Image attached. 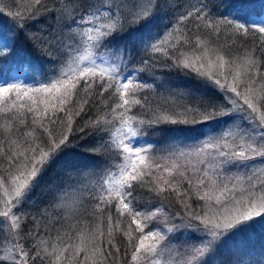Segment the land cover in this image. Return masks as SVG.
<instances>
[{
  "label": "snow or ice",
  "instance_id": "obj_1",
  "mask_svg": "<svg viewBox=\"0 0 264 264\" xmlns=\"http://www.w3.org/2000/svg\"><path fill=\"white\" fill-rule=\"evenodd\" d=\"M0 18L10 21L0 28V264H164L180 229L198 241L182 264H214L221 248L246 251L264 237V0H29L23 10L11 0ZM21 37L52 66L36 84L4 78L8 61L43 70L17 51ZM141 52L145 67L123 71ZM157 60L195 74L219 100L178 105L171 97L185 94L170 93L167 107H151L140 93L165 85L141 73ZM158 132L171 133L167 156L147 139ZM76 135L94 137L91 163L66 162L52 199L34 201ZM191 157L203 167L189 174ZM74 175L94 178L83 207L91 224L73 214L83 206ZM165 202L183 214L161 230ZM52 208L64 214L49 220Z\"/></svg>",
  "mask_w": 264,
  "mask_h": 264
},
{
  "label": "trees",
  "instance_id": "obj_2",
  "mask_svg": "<svg viewBox=\"0 0 264 264\" xmlns=\"http://www.w3.org/2000/svg\"><path fill=\"white\" fill-rule=\"evenodd\" d=\"M61 0H48V6L50 8H58L59 3ZM64 2H67V0H64ZM200 0H176V3L184 4L185 6L189 4H197ZM204 2H208V0H204ZM222 1L215 0V3L221 4ZM225 2H230V0H225ZM17 3L20 5V10H23V6L27 3H29V0H17ZM11 0H3L2 3H0V7H4L5 5H10ZM226 9L222 5L219 8V12H224ZM219 12L216 13V15H219ZM51 23V21H49ZM164 24L169 23V20L166 18L163 21ZM10 21H5L3 18H0V27L5 31L8 32L9 30ZM43 25H37V27H42ZM113 41L117 42L119 46L120 41L118 38H113L112 40V46ZM240 43H243L241 41ZM17 51L25 56L27 59H30L38 69L41 67L43 70L39 71V76L42 78H45L47 75H51L52 73L48 71L52 66L49 64L47 60H44L42 57H39L36 55L33 50L31 49L30 45H28L27 41L21 37L17 42ZM148 59V54L146 53H139L133 54L132 61L127 64L128 69L131 71L133 69L142 68L145 67L139 63V60ZM5 68H10L11 71L6 73L5 76L13 77L17 73H22V71H26L28 74V84L33 83L31 80L32 78H39L38 75H34L33 71H31L27 65L23 66V70H18L19 65L8 61L4 65ZM141 77L146 80V82L152 83L155 82L156 85H159L163 83L165 85V88H157L156 92H146V93H140L141 96L147 95L149 100V105L151 107H156L157 105H163L164 98H168L170 96V93H183L185 94V98L181 99L178 95L171 97L176 101V103L179 104H190L191 98L193 96H203L207 99H213V100H219V97L215 95L214 92L210 91L208 88L204 87L200 79L195 74H190L187 72L178 71L174 68H164L161 66V62L159 60L154 61L149 66L145 68V72L141 73ZM167 89V90H165ZM107 95V94H105ZM167 107V105H163ZM147 118V117H145ZM79 123V120L77 121ZM161 128H170V127H179V126H172V125H161ZM171 133L168 132H158L155 136H152L151 134L148 135L147 139L150 142L154 143V146L158 151L154 152V154L158 157L167 156L170 151H172V142L170 140ZM71 140V147L66 151V154L61 157V160L59 163L53 165L47 173L44 175V178L41 182V185L38 189H36L32 193V199L34 201L38 202H44L52 199V193L55 189H57L58 185L61 184L62 181L66 179V177L63 176V167L66 162H72L80 165H85L91 163L93 157L91 156V153L89 152V149L94 146V137L93 136H85L81 138L80 135H76L75 137H70ZM181 147H185V145H180ZM188 146H192V142H188ZM194 163H198L196 157H191L189 161L187 162V168L189 169V174H191V169L194 165ZM191 165V166H190ZM191 168V169H190ZM234 171L232 173H228V175H234ZM73 182L76 187L79 188L80 193V199L83 200V206L79 207L76 212H74V215L83 216L84 218L89 220V224H91V217H88L87 214L83 211V207H86L89 204V193L93 190L94 187V178L93 177H81L79 175L73 176ZM85 183V185H83ZM81 186V188H80ZM71 191V190H70ZM142 204L146 209L152 210L154 207L159 206L155 200H153L151 197H147L146 201L145 198L142 197ZM193 207H197V202L193 201ZM31 210V209H28ZM163 210L167 214V219L164 217H158L159 224L161 230H165V225L171 226L172 223H178L179 222V216H176L173 218L174 213H180L183 214L182 206L179 204H169L167 202L163 205ZM198 210V209H197ZM51 216H49L47 219H52L53 217L57 215H63L64 209H57L52 208L50 209ZM44 223V221H42ZM153 224H156L154 221ZM172 242L168 245L167 250L169 248V251L172 252V250L175 252L176 257L178 260L185 261L191 256V250L194 245L198 243V241L195 238V235L193 234V231L191 229H180L177 232H174L172 234ZM0 242H2V239H0ZM117 243H121L119 240H117ZM170 246V247H169ZM121 247L123 245L121 244ZM247 248L248 253L251 257H262L261 255H264V237H257L253 236L251 239V244L244 246ZM243 251V250H242ZM172 252V253H174ZM245 254L246 251H243ZM189 254V255H188ZM167 255V254H166ZM245 257L246 255L242 256V260H235V257L228 254V249L217 253V255L214 258V264H245ZM254 258V257H253ZM259 263V262H258ZM262 264V263H259Z\"/></svg>",
  "mask_w": 264,
  "mask_h": 264
},
{
  "label": "rangeland",
  "instance_id": "obj_3",
  "mask_svg": "<svg viewBox=\"0 0 264 264\" xmlns=\"http://www.w3.org/2000/svg\"><path fill=\"white\" fill-rule=\"evenodd\" d=\"M220 1H222V0H220ZM175 2H176V0H175ZM253 2H257V0H253ZM258 11H259V9H257ZM163 25H164V23L161 25V28L163 27ZM113 45L116 47L117 45H118V43L117 42H115V41H113ZM103 50H101V52H102ZM99 54V53H98ZM38 69V68H37ZM122 70L123 71H125V72H130L131 70L130 69H128V68H122ZM22 73L24 74V75H22L21 73H17L15 76H13V77H9V76H5L4 78L5 79H13V78H15L16 80H21V81H25L26 83H27V81H28V79H29V77H28V74H27V72L26 71H22ZM34 73V75L36 76V75H38L39 76V71H36V72H33ZM43 79H45V78H42V77H40L39 76V78H32V82L33 83H31V84H36L37 83V81H40V80H43ZM194 165L195 166H197V167H203V165H200V164H198V163H194ZM193 165V166H194ZM191 166V165H190ZM256 167L257 168H260V167H262V165H260L259 164V162H257V164H256ZM191 169V168H190ZM234 174H235V171H234ZM83 185H85V183H83ZM80 188H81V186H80ZM81 193V192H80ZM80 193H77V195L80 197ZM5 245H4V241L2 240V242H0V248H2V247H4ZM170 247V246H169ZM242 247H244V246H242ZM228 249V254H230V255H232V256H234L235 257V260L234 261H236V260H242V256H244V255H246V257H245V264H259V263H262V264H264V255L262 254L261 256L262 257H255V256H253V257H251L250 256V254L248 253V251L246 250V253L244 254L243 253V251L241 250V248H238V247H236V246H234V245H232V246H225L224 248H221L220 250H219V252H223V251H225V250H227ZM172 252H174L173 250H172ZM171 251H169V248H168V250H167V248H165L164 249V251H163V255H162V260L164 261V264H182V262H184V261H180V260H178L177 259V257H176V254H175V252L174 253H172ZM218 252V253H219ZM167 254V255H166ZM0 255H3V253H2V251H0ZM189 255V254H188ZM259 262V263H258Z\"/></svg>",
  "mask_w": 264,
  "mask_h": 264
}]
</instances>
